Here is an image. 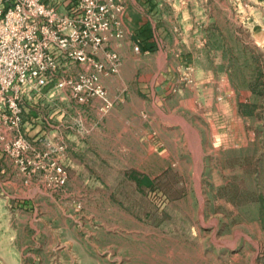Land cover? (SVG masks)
<instances>
[{"label": "rangeland", "instance_id": "rangeland-1", "mask_svg": "<svg viewBox=\"0 0 264 264\" xmlns=\"http://www.w3.org/2000/svg\"><path fill=\"white\" fill-rule=\"evenodd\" d=\"M223 2L193 6L218 15L223 30L213 20L207 30L211 45L227 47L226 63L212 67L230 81L207 86L239 94L233 111L210 114L196 103L184 113L172 109L176 99L155 102L158 67L147 59L156 55L136 32L126 35L123 15V36L108 46L122 65L102 77L110 110L54 84L26 91L23 109L35 112L19 129L30 149L11 155L0 145V264H264V57L247 32L232 31L225 12L237 0ZM99 58L106 61L103 51ZM194 73V65L179 68L176 84L195 86ZM154 118L166 143L151 147L139 123ZM170 119L180 122L176 139ZM13 134L3 132L6 141Z\"/></svg>", "mask_w": 264, "mask_h": 264}, {"label": "built area", "instance_id": "built-area-1", "mask_svg": "<svg viewBox=\"0 0 264 264\" xmlns=\"http://www.w3.org/2000/svg\"><path fill=\"white\" fill-rule=\"evenodd\" d=\"M126 4V0H64L62 4L0 0V145L5 144L8 154L20 155L31 146L19 129L27 90L54 84L68 89L77 102L98 98L103 110L112 108L102 77L118 72L122 65L120 54L108 46L113 38L123 36ZM101 51L105 62L99 58ZM77 65L82 70L70 74ZM6 130L14 132L8 141Z\"/></svg>", "mask_w": 264, "mask_h": 264}, {"label": "crops", "instance_id": "crops-1", "mask_svg": "<svg viewBox=\"0 0 264 264\" xmlns=\"http://www.w3.org/2000/svg\"><path fill=\"white\" fill-rule=\"evenodd\" d=\"M199 0H126V12L123 14V23L126 28V35L129 31H134L141 36L140 40L145 53L156 55V57H148L154 66L158 69L154 75L156 87L153 89V97L155 102L163 103L166 100L176 99L177 105L172 109H182L186 112L188 109L196 108V103H200V107H204L207 113H216L232 110L243 102V98L235 92L215 91L214 86H207L208 82H227L230 76L227 72H220L219 68L226 63L225 52L226 46H222L218 50L209 41L207 30L210 20H213V26L221 27L218 15L210 13L207 6L199 10V6L194 7V3ZM201 2H209V0H200ZM224 2L229 0H222ZM50 3L62 4L64 0H48ZM152 2L158 3L154 6ZM223 2V3H224ZM239 8L235 11L229 9L225 14L230 19L235 34H239L242 30L247 32L249 37V47L255 51H261L264 57V0H237ZM169 3V4H168ZM61 8H65L61 5ZM204 10L206 11L204 14ZM199 14H202L199 16ZM202 17L201 22L199 18ZM215 20V21H214ZM217 20V21H216ZM217 22V23H215ZM222 27L220 31H222ZM156 37L154 41L152 37ZM160 35V40L157 39ZM152 42V43H150ZM147 43H150L148 46ZM126 45V42H125ZM122 41L121 46L125 47ZM153 51V52H151ZM261 72L264 74V60L261 61ZM187 65H194L195 68V86H180L176 84L178 69H184ZM214 66V67H212ZM106 86L109 88L110 81L105 80ZM174 89V90H173ZM218 89V88H217ZM220 99L219 102L215 100ZM124 100V99H122ZM156 107V106H155ZM217 107V108H216ZM215 109V110H214ZM139 114L146 118L150 112L145 107H139ZM146 111V113H145ZM163 113L160 108L156 107L154 112ZM233 111V110H232ZM27 112L32 114L33 110L24 106L23 127L27 124ZM148 121V125L144 122ZM152 120L142 119L140 125L142 139L151 147L161 146L166 143L161 133V124H152ZM168 124L171 129V138L179 137L178 127L179 121L170 119ZM186 138L189 139L188 127L184 125ZM175 131V132H174ZM3 159L0 158V173L5 172L2 165Z\"/></svg>", "mask_w": 264, "mask_h": 264}]
</instances>
